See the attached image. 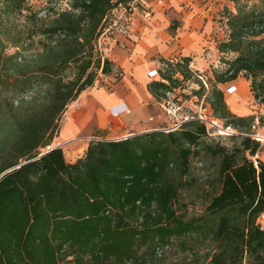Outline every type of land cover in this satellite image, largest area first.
Masks as SVG:
<instances>
[{
  "label": "trees",
  "instance_id": "obj_1",
  "mask_svg": "<svg viewBox=\"0 0 264 264\" xmlns=\"http://www.w3.org/2000/svg\"><path fill=\"white\" fill-rule=\"evenodd\" d=\"M28 1L0 0V264H264L255 118L232 114L219 87L244 75L264 104V0H229L237 13L218 44L226 69L214 72L209 92L214 116L240 143L228 148L195 120L175 132L93 140L75 163L61 148L42 150L69 105L113 72L98 41L112 11L137 0H72L53 18ZM24 12L25 25L9 27ZM191 62L162 59V81L148 85L157 102L195 78L202 97ZM197 160L213 175L196 178Z\"/></svg>",
  "mask_w": 264,
  "mask_h": 264
},
{
  "label": "crops",
  "instance_id": "obj_2",
  "mask_svg": "<svg viewBox=\"0 0 264 264\" xmlns=\"http://www.w3.org/2000/svg\"><path fill=\"white\" fill-rule=\"evenodd\" d=\"M160 2H164L165 7L133 13L129 26L120 30L116 40L105 48L102 44L105 57L115 65L111 75L104 76L102 82L114 81L119 74L122 79L111 90L107 86L89 88L69 105L49 150L61 148L67 161L75 163L84 158L93 140L103 139L101 135L95 136L96 133L104 134L120 127V137L116 141L135 134L162 131L161 123L166 117L148 89L151 82H161L162 78L150 79L149 72H159L163 67L162 59H191L190 68L196 74L219 67L215 64L217 61L211 59L220 56L218 44L227 37L228 25L222 22L225 19L221 13L226 7L235 12L234 4L229 0ZM243 79L250 86L244 77L219 85L226 103L228 98L239 94L242 108V114H236L239 117L249 115L248 108L240 102L246 88ZM229 86L237 87V92L226 93ZM251 96L253 104L256 103L252 92Z\"/></svg>",
  "mask_w": 264,
  "mask_h": 264
},
{
  "label": "rangeland",
  "instance_id": "obj_3",
  "mask_svg": "<svg viewBox=\"0 0 264 264\" xmlns=\"http://www.w3.org/2000/svg\"><path fill=\"white\" fill-rule=\"evenodd\" d=\"M72 0H29L27 2V6H28V10H30L33 13H37L39 15L40 18H53L57 13L60 12H64V10L70 9V4H71ZM161 0H144L143 1H138L135 2L133 5L128 6L127 8H123V7H119L116 8L112 11L108 22H107V28L104 32V34L102 35V37L99 39V49L100 51L103 53L104 57L105 54L104 52L101 50V46L103 44V47L105 48L106 46H109L110 43H113L114 40H116L117 35L120 33V30H124L129 26L130 23V18L131 15L135 12H140V13H144L145 11H149L151 12L153 9L158 8L161 9L163 7H165V3L164 2H160ZM250 5L253 4H257V2L259 0H248ZM236 10V8H235ZM233 11H231L229 8H225L222 11V17L225 19L224 23H228L227 22V17L229 16L230 13H232ZM233 13H237V10ZM29 14V12H24L23 14H18L16 15L15 18L11 19V23L9 25V27L11 26V28L15 29H21L22 25H25L26 23V16ZM174 33V32H173ZM172 33V34H173ZM227 37H228V30H227ZM226 37V39H228ZM36 41H38V38H36ZM37 48H39V45L37 43L36 45ZM17 52V49L13 48L12 46H9V48L7 49V54L8 55H13ZM220 55V54H219ZM235 56L232 54L230 56H228V58H234ZM221 58L222 55H220L218 58H212L211 60H216L215 64H218L219 67H212L211 71L208 70L207 73H205L208 78L209 76L211 78H209V87L210 89L212 88L211 85L213 83V79H214V72L218 71V72H223L226 69V66L223 65V63L221 62ZM220 61V63H219ZM164 67V66H163ZM100 74V73H99ZM104 76L102 74H100V78L101 81ZM243 76H241V78H243ZM245 78V77H244ZM147 79V78H146ZM246 79V78H245ZM148 80V79H147ZM155 81V80H154ZM196 78L193 79L192 81L186 82V81H182L178 87V89L176 91H174L172 93V98L176 101V102H180L181 104L184 105V110L185 113L188 115H193L196 116V113H205L208 117V121H211L212 119L216 124L215 126H210L208 125V128L210 129L211 135H213V139L220 141L223 145L229 147H232L235 144L240 143V140H235V139H231L232 136H237L239 134V132L237 130H235L234 128H226L225 126V122L220 120L217 121L218 118H216L215 116H211L208 114V112H205L204 109L209 105L208 103V99H209V92L208 90H206L202 97L197 96L196 93L198 91H200V87L198 86V84L196 83ZM115 83L114 81H108V82H97L96 85L93 87L94 89H98L104 86H107L109 88V90L113 89V85ZM242 83L244 84L245 91L244 94L242 96V98L240 99V102L242 103V105L247 109V113L249 114L248 116H244V117H259L262 113L263 110V106L258 103H254L251 101V86H249L247 84V82L243 79ZM232 98V97H231ZM231 98H228L231 99ZM161 105V109L162 112L165 114L164 121L161 123L162 128L164 129V127H166L169 122L167 120V116L165 113V109L163 107V101L161 103H159ZM228 107L230 109V111L232 112V114L236 115L233 111L232 108L230 106L229 103ZM253 106L255 108H253ZM257 106V107H256ZM237 116V115H236ZM239 117V116H237ZM243 117V118H244ZM120 127L116 128L115 131H108L104 134H95V136L101 135L104 139H108L109 141H114L116 138L120 137ZM237 133V135L235 134ZM50 148L47 149H43L42 152H47ZM194 173L196 178H205L208 176L213 175V170L210 166V164L208 163H200L198 160L197 162H195L194 164ZM201 210V205L200 203L198 204V206L196 207V212ZM259 223L261 224L262 227H264V216L260 219Z\"/></svg>",
  "mask_w": 264,
  "mask_h": 264
},
{
  "label": "built area",
  "instance_id": "obj_4",
  "mask_svg": "<svg viewBox=\"0 0 264 264\" xmlns=\"http://www.w3.org/2000/svg\"><path fill=\"white\" fill-rule=\"evenodd\" d=\"M138 1H143L144 0H137ZM198 78L203 82L204 87H206V90H208V92H210V87L208 84V77L203 74V73H198L197 74ZM149 78L150 79H157L160 78L161 79V75L160 72H158L157 70H152L149 72ZM237 92V87L235 86H229V88H227L226 93L228 94H234ZM257 103V102H256ZM259 104V103H258ZM163 107L165 109V113L167 116V120L169 122V124L164 127V129L162 130L163 132H175V131H179L182 126L190 121H195V120H199L201 122H203L204 124H206L207 128L208 125L210 126H215L216 124L213 119L211 121H208L207 119V115L205 113H196V116L193 115H188L185 113L184 110V105L181 104L180 102H176L173 98H172V93H169L167 95V98L163 101ZM263 106V110L262 113L259 117L255 118V122L252 126V130H251V136L254 140H256L258 143H260L261 145V151L259 152V154L254 158V160H261L264 162V104H261ZM205 112H208L209 115H213V110L211 108V105L209 104L205 109ZM217 121H220L219 119H217ZM217 128V127H216ZM228 128H232V127H228ZM208 131L210 132V129L208 128ZM237 135V133H235Z\"/></svg>",
  "mask_w": 264,
  "mask_h": 264
},
{
  "label": "bare ground",
  "instance_id": "obj_5",
  "mask_svg": "<svg viewBox=\"0 0 264 264\" xmlns=\"http://www.w3.org/2000/svg\"><path fill=\"white\" fill-rule=\"evenodd\" d=\"M238 101H239V94H236L231 99H229L227 103L230 104L232 111L235 114H242V108L239 105Z\"/></svg>",
  "mask_w": 264,
  "mask_h": 264
}]
</instances>
